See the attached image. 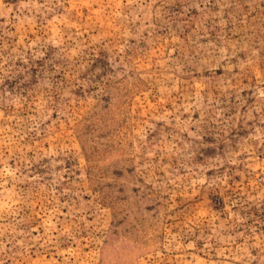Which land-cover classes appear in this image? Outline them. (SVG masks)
Instances as JSON below:
<instances>
[{
	"label": "rangeland",
	"instance_id": "obj_1",
	"mask_svg": "<svg viewBox=\"0 0 264 264\" xmlns=\"http://www.w3.org/2000/svg\"><path fill=\"white\" fill-rule=\"evenodd\" d=\"M0 264H264V0H0Z\"/></svg>",
	"mask_w": 264,
	"mask_h": 264
}]
</instances>
